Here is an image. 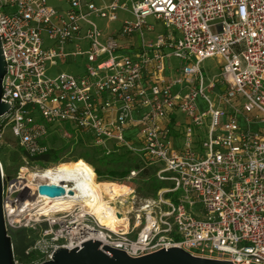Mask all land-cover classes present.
<instances>
[{
	"label": "built area",
	"instance_id": "built-area-1",
	"mask_svg": "<svg viewBox=\"0 0 264 264\" xmlns=\"http://www.w3.org/2000/svg\"><path fill=\"white\" fill-rule=\"evenodd\" d=\"M64 1L67 9L50 0H0L2 100L12 101L0 116V148L11 133L37 171L51 169L36 158L55 138L106 154L125 150L142 163L127 179L153 167L166 185L155 197L132 189L110 200L112 228L79 201L90 188L71 208L47 214L38 189L49 183L30 180L29 167L8 179L2 167L9 230L38 233L27 264L91 239L132 257L176 246L264 264V0ZM158 22L166 32H157ZM80 58L84 73L49 74L50 66ZM211 59L221 72L208 79L203 64ZM219 82L226 90L211 97ZM179 115L186 121L173 127ZM96 181L125 186L97 173Z\"/></svg>",
	"mask_w": 264,
	"mask_h": 264
},
{
	"label": "water",
	"instance_id": "water-1",
	"mask_svg": "<svg viewBox=\"0 0 264 264\" xmlns=\"http://www.w3.org/2000/svg\"><path fill=\"white\" fill-rule=\"evenodd\" d=\"M7 73V60L3 49L0 31V116L12 106L11 100L3 99L4 77ZM38 192L49 197H59L66 193L58 184H42ZM72 193L71 191H68ZM4 177L0 161V264H17L15 248L4 214ZM53 259L42 264H234L232 261L195 256L180 247L160 248L140 257H132L125 251L103 245L99 240H88L79 246L68 249L57 248Z\"/></svg>",
	"mask_w": 264,
	"mask_h": 264
},
{
	"label": "bare ground",
	"instance_id": "bare-ground-1",
	"mask_svg": "<svg viewBox=\"0 0 264 264\" xmlns=\"http://www.w3.org/2000/svg\"><path fill=\"white\" fill-rule=\"evenodd\" d=\"M30 180L34 183L58 184L65 188L66 193L63 196L42 195L48 199V202L39 203V205L47 214L71 208L74 201L78 200L76 198L83 196L84 188H90L93 193L90 196L84 195V198L79 201L83 202L88 209L93 210L102 224L112 228L117 226L118 220L113 214L115 208L110 200H114L121 194L129 193V191L121 190L117 184H99L96 181L95 167L83 158L75 162L62 163L54 169L32 172ZM104 193L108 194L109 200L105 198Z\"/></svg>",
	"mask_w": 264,
	"mask_h": 264
},
{
	"label": "trees",
	"instance_id": "trees-1",
	"mask_svg": "<svg viewBox=\"0 0 264 264\" xmlns=\"http://www.w3.org/2000/svg\"><path fill=\"white\" fill-rule=\"evenodd\" d=\"M56 142L57 139L55 138L52 141L53 147L46 154L36 158V160L44 164L67 161L64 157L66 152L73 151V148H77L78 146H85L88 150L78 154L76 160L83 158L95 167V171L100 180L109 181L126 180L133 168L139 169L142 165L138 158L132 156L125 150L106 154L102 148L88 145L83 141L75 145L62 142L60 146H57ZM150 173L154 175L149 176ZM141 177L148 179V189L152 193L150 196H144V198L155 197L157 192L166 185L156 177L153 167L146 168L135 179ZM11 237L14 243L16 260L21 264L29 263L33 255L27 254V250L34 243L36 237H33L32 232L27 229H12Z\"/></svg>",
	"mask_w": 264,
	"mask_h": 264
},
{
	"label": "rangeland",
	"instance_id": "rangeland-1",
	"mask_svg": "<svg viewBox=\"0 0 264 264\" xmlns=\"http://www.w3.org/2000/svg\"><path fill=\"white\" fill-rule=\"evenodd\" d=\"M53 3H56V2H53ZM158 23H159L157 26L158 31H163V32L166 31V28L163 26V24L161 22H158ZM116 25H119V22H117ZM217 63L218 61L216 59H211V60H207L203 64V66L205 69L219 72L220 68H219V65H217ZM84 64L85 62H83L81 58L79 59V63H74V64L72 63L62 64L61 62H59L58 66H53L52 68L49 69V74L57 75L62 72L81 74L85 72ZM209 94L211 95V97L214 96V94H212L210 91H209ZM200 106L202 108L207 107L204 101L201 102ZM61 143L62 142L60 140L56 142L57 146H60ZM86 150L88 149L85 146H78L77 148L75 147L73 148V151L71 154L66 155V158H65L67 160L66 162L53 163V164H50L49 167L51 169H54L58 167L61 163L75 162L77 161L76 156H78V154ZM0 161L2 163L5 176L8 179H12L18 176L21 173L22 167H29V173H28L29 177L32 172L37 171L34 168V165L32 164L27 165V163L24 160V152L17 146L15 142V138L9 132L6 134V142L0 148ZM153 175H154L153 173H150L149 176H153ZM147 180H148L147 178H142V177L138 179H127L121 183L122 185H125V186H119V185L118 186L121 190H124V191H130L134 189L138 197L150 196L152 193L148 189ZM16 229L30 230L32 232V236L37 238V235H38L37 231L33 230L30 226L16 228ZM11 231L12 230H9L10 235H11Z\"/></svg>",
	"mask_w": 264,
	"mask_h": 264
},
{
	"label": "crops",
	"instance_id": "crops-1",
	"mask_svg": "<svg viewBox=\"0 0 264 264\" xmlns=\"http://www.w3.org/2000/svg\"><path fill=\"white\" fill-rule=\"evenodd\" d=\"M50 2H51V0H50ZM53 2H56V3H53ZM51 4L54 5L55 7L59 8V9H67V8L69 7V5L67 4V2L64 1V0H52ZM102 23H103V22H102ZM103 24H104V23H103ZM158 24H159V23H158ZM158 24H157V26H158ZM117 26H118V25L114 24V25L111 27V29H114V30H115V29H117ZM157 32H163V31H158V29H157ZM164 32H166V31H164ZM128 47H129V45H126V44L124 43V48H128ZM217 61H218V60H217ZM172 64H173V66H174L175 68H177V67L180 66L181 62H180L179 60H177V59H173V60H172ZM217 65H219V68H220V71H219V72H217V71H213V70L205 69L204 66H203V70H204V72H205V74H206V77H207L208 79H211L213 76H218V75L220 74V72H221V66H220L219 61H218ZM57 66H58V65H57ZM52 67H53V66H50L49 69L52 68ZM167 74H168V73H167ZM168 75H170V73H169ZM174 75H176V70H173V71L171 72V76H174ZM177 89H183V90H184L185 87L177 86ZM225 90H226L225 85H224L222 82H219V83L216 84V88H214V89H212V90L210 89L209 91H210L212 94H214V96H215L216 94L222 93V92H224ZM209 91H208V92H209ZM202 101H203V100L200 101V104H201ZM185 121H186V118H185L184 115L175 116V117H173V120H172L171 125H172L173 127H175V126H177V125L182 124V123L185 122ZM173 134H174L176 140H180V139H179V136H178V133L175 131V129L173 130Z\"/></svg>",
	"mask_w": 264,
	"mask_h": 264
}]
</instances>
